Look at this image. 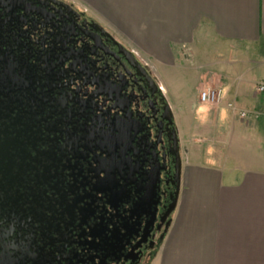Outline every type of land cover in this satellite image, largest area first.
I'll return each mask as SVG.
<instances>
[{"label": "flooded vegetation", "instance_id": "1", "mask_svg": "<svg viewBox=\"0 0 264 264\" xmlns=\"http://www.w3.org/2000/svg\"><path fill=\"white\" fill-rule=\"evenodd\" d=\"M181 162L125 45L63 0H0V264L150 263Z\"/></svg>", "mask_w": 264, "mask_h": 264}, {"label": "crops", "instance_id": "2", "mask_svg": "<svg viewBox=\"0 0 264 264\" xmlns=\"http://www.w3.org/2000/svg\"><path fill=\"white\" fill-rule=\"evenodd\" d=\"M63 1L147 66L205 144L181 155L176 206L150 264H264V93L255 90L264 83V0ZM206 53L223 74L188 85L183 65ZM255 70L258 80L246 77ZM206 88L220 89L221 102L201 104Z\"/></svg>", "mask_w": 264, "mask_h": 264}, {"label": "rangeland", "instance_id": "3", "mask_svg": "<svg viewBox=\"0 0 264 264\" xmlns=\"http://www.w3.org/2000/svg\"><path fill=\"white\" fill-rule=\"evenodd\" d=\"M88 16H91L89 14H86ZM207 57V59H194L195 62H192V65H188V64H184L183 69L181 70L182 75L186 76V78H182L183 81H185L188 85L190 83H192L191 85H193V87L199 86L200 84L205 83L206 81V77L209 74H223L222 69L219 68L220 63H222L221 61H219L218 59L215 58V55L211 53L212 59L210 57V55H208L207 53L205 54ZM203 66V67H201ZM198 74L202 75L203 78L198 79ZM244 74V73H242ZM246 77H250V79L254 80H258L261 76L260 74L257 72L256 70L251 74V75H247ZM190 89L192 91H194V89L192 87H190ZM170 93V92H169ZM165 99V98H164ZM171 114L173 115V119H174V124L176 127V131H177V136L179 139V145H181L180 147H182L181 149V155L183 156L184 153H186L187 155H190V153L192 152V150L195 149L198 150L201 148V146L205 145L203 144V142H196L193 139L196 138H201L200 134H194L191 132V127H190V118H188V114L190 113L189 111L187 112V116L185 115L184 111H182L180 109L179 106H174V112L171 109L168 101L165 99ZM200 102V101H199ZM201 103V102H200ZM203 104V103H201ZM212 105V104H209ZM248 110V109H247ZM174 113V114H173ZM175 114L177 115L175 118ZM198 143V144H197ZM185 148V149H184ZM152 261V260H151ZM150 264V263H148Z\"/></svg>", "mask_w": 264, "mask_h": 264}, {"label": "built area", "instance_id": "4", "mask_svg": "<svg viewBox=\"0 0 264 264\" xmlns=\"http://www.w3.org/2000/svg\"><path fill=\"white\" fill-rule=\"evenodd\" d=\"M255 90L258 94L264 93V83H259ZM221 99H222V97H221V90L220 89L206 88L205 90H203L199 93V101L203 104L216 105V104L221 102ZM227 108L233 110L234 104L228 103ZM238 116L243 119V118L247 117V113L239 111Z\"/></svg>", "mask_w": 264, "mask_h": 264}, {"label": "water", "instance_id": "5", "mask_svg": "<svg viewBox=\"0 0 264 264\" xmlns=\"http://www.w3.org/2000/svg\"><path fill=\"white\" fill-rule=\"evenodd\" d=\"M175 204H176V202L174 203V207H173V209L175 208Z\"/></svg>", "mask_w": 264, "mask_h": 264}]
</instances>
